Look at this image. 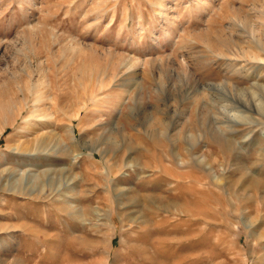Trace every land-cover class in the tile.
Wrapping results in <instances>:
<instances>
[{"label":"rangeland","instance_id":"obj_1","mask_svg":"<svg viewBox=\"0 0 264 264\" xmlns=\"http://www.w3.org/2000/svg\"><path fill=\"white\" fill-rule=\"evenodd\" d=\"M258 84L264 0H0V264H264Z\"/></svg>","mask_w":264,"mask_h":264},{"label":"bare ground","instance_id":"obj_2","mask_svg":"<svg viewBox=\"0 0 264 264\" xmlns=\"http://www.w3.org/2000/svg\"><path fill=\"white\" fill-rule=\"evenodd\" d=\"M249 58V57H248ZM253 60H255V58L253 59ZM260 60V59H259ZM258 60V61H259ZM258 61H256V62H258ZM255 62V63H256ZM261 63H262V61H261ZM262 74V73H261ZM256 83V82H255ZM258 87L259 88H261L263 91H264V84H258ZM27 91H28V93L31 95V97H32V102H33V105L36 103V102H38V101H40L41 100V98H39V97H37V94H38V92H39V85L38 84H33V85H31L30 87H28V89H27ZM259 106H257L254 110H259ZM38 117H40V116H38ZM38 120V119H37ZM3 124H11L10 123V121H7V122H5V123H3ZM3 128V127H2ZM48 139V138H47ZM46 139V140H47ZM42 147V146H41ZM69 188V187H68ZM183 189H184V187H182V186H180V192H182L183 191ZM190 192H191V190H190ZM67 195V194H66ZM74 216V215H73ZM153 221V220H152ZM157 221V220H156ZM160 224V223H159ZM158 226V225H157ZM177 227H174V229H176ZM164 244L163 243H161V244H157L156 246H154V250H155V256L154 257H151V260H152V262H151V264H159L158 263V258H165V259H169V260H171L172 259V257L174 256V251L172 250V251H170V250H165V247L163 246ZM92 248H95V247H92ZM189 257V256H188ZM186 264H190L189 262H186Z\"/></svg>","mask_w":264,"mask_h":264}]
</instances>
